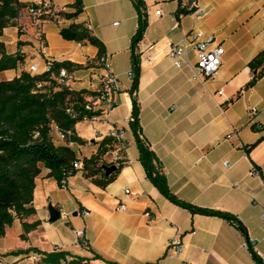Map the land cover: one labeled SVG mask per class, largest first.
Returning <instances> with one entry per match:
<instances>
[{
  "label": "crops",
  "instance_id": "obj_1",
  "mask_svg": "<svg viewBox=\"0 0 264 264\" xmlns=\"http://www.w3.org/2000/svg\"><path fill=\"white\" fill-rule=\"evenodd\" d=\"M19 1L51 3L71 14L76 0ZM142 1L148 26L137 48L140 81L135 94L129 78L132 39L139 27L135 0H82L83 14L60 23L50 17L37 22L23 9L17 24L2 31L0 59L5 53L19 54L23 60L15 69L0 72L1 81L14 79L33 64L42 74L48 62H68L69 88L96 94L101 75L98 49L60 35L73 23H87L105 46L120 92L105 120L84 130H78L83 122L77 124L75 130L85 143L69 146L79 160L90 158L112 129L125 131L127 145L121 154L123 168L104 188L83 171L61 188L42 167L32 205L36 213L16 219L0 239V258L7 264H43L41 255L33 262L34 250L63 251L92 264H257L236 224L172 203L148 179L131 127L133 98L140 109L142 137L155 153L171 193L196 208L234 216L264 263V77L242 91L253 78L249 63L264 50V0H198L203 13L187 14L179 22L173 20L177 1ZM10 29L14 39L8 36ZM193 31L214 36L225 50L219 74L205 86L191 80L188 68H175L170 56L171 46ZM192 59L195 62L194 55ZM253 108L257 114L250 116ZM62 142L57 145L67 144ZM118 150L105 160L113 163ZM255 168L260 176L253 175ZM121 204L125 211L119 209ZM50 207L61 212L56 222H51ZM85 212L90 215L85 217ZM23 223L37 224L26 239L21 237ZM77 229L84 230L83 243L77 242ZM176 235L183 252L171 258L167 248Z\"/></svg>",
  "mask_w": 264,
  "mask_h": 264
},
{
  "label": "trees",
  "instance_id": "obj_2",
  "mask_svg": "<svg viewBox=\"0 0 264 264\" xmlns=\"http://www.w3.org/2000/svg\"><path fill=\"white\" fill-rule=\"evenodd\" d=\"M29 5L19 0H0V35L5 28L11 25V20L17 18L23 9ZM139 13V27L132 39L133 79L132 94L138 90L140 81V57L137 53L139 42L147 29L148 22L142 0H135ZM75 11L71 14H62L64 19L77 20L84 12L82 0H76L72 6ZM178 13L188 14L179 5ZM52 16L42 15L41 19ZM66 41L82 45H91L98 49V56L105 54V46L97 38L87 23H73L60 31ZM1 53V52H0ZM98 57V58H99ZM23 58L19 54L8 56L3 53L0 59V72L15 69ZM49 71L42 74H32L23 69L19 76L12 80L0 81V239L4 238L7 229L12 227L16 219L34 215L33 208L36 179L42 172V167L50 171L49 176L61 186L62 180L73 171L75 161H81V171L93 182L106 187L117 177L124 166V161L117 164V170L106 177L105 166H113L105 160L107 155L115 152L119 147L117 140L106 137L98 143L96 152L90 158L79 160L76 152L69 146L70 143L83 145L85 142L78 136L75 128L83 122L86 116L94 115L86 109V104L95 102L97 94L87 91H74L60 86L57 77L62 69L69 70L72 64L68 62H48ZM249 68L253 78L242 91L255 86L264 77V50L250 63ZM242 91L239 93H242ZM72 111L69 114L68 111ZM140 109L136 98H133V112L131 127L135 135L140 161L147 173L148 179L172 203L189 210L192 213L204 214L223 218L237 225L246 236L249 250L257 264H264L261 257L255 252L249 241L245 226L234 216L213 210H203L179 200L168 186L166 177L161 172V166L149 144L143 139L139 122ZM53 125L59 131L71 135L66 138V145H55L52 139ZM38 134V136H35ZM117 154H122L118 150ZM37 224L23 223L24 234L35 229ZM42 256L43 264H92L90 260L70 256L63 251L51 253L34 250Z\"/></svg>",
  "mask_w": 264,
  "mask_h": 264
},
{
  "label": "built area",
  "instance_id": "obj_3",
  "mask_svg": "<svg viewBox=\"0 0 264 264\" xmlns=\"http://www.w3.org/2000/svg\"><path fill=\"white\" fill-rule=\"evenodd\" d=\"M179 3L181 8L186 10L188 14H193L200 16L203 13V9L199 6L198 0H188L185 4L184 0H175ZM29 14L37 22L41 20L42 15L50 14L54 21L60 23L63 21V12L59 7L53 6L51 3L43 4H31L27 7ZM158 15H161V11L157 12ZM185 15L184 13H178L173 16L175 22H179L181 18ZM195 57V62H193L192 57ZM225 55V50L222 45L216 42L214 36L207 35L203 32H190L184 34L182 40L171 46L170 56L173 60L175 68L182 69L188 68L191 73V80L193 82H200L204 86L206 82L214 79L220 72L223 57ZM150 59V58H147ZM98 65L101 69V75L98 78L99 88L97 91V96L95 102L87 103L86 109L90 112H93L94 115L86 116L83 118V122L88 123L89 126L95 125L97 122L105 120L106 116L111 112V110L116 106L115 97L120 92L119 80L115 75L109 58L106 54L98 58ZM27 70L32 74L39 73L38 64H33L28 66ZM50 70V66L46 65V71ZM135 77L134 72L129 73V78L133 80ZM57 80L62 87H70L71 77L69 72L65 69H62L57 77ZM220 94L222 92H219ZM69 114H72V111H68ZM257 114V109L253 108L249 115L255 116ZM260 127V126H259ZM56 135L59 139L66 141L67 136H70L71 133H64L58 130L56 127ZM35 136H38L36 134ZM96 137H101V135L96 132ZM109 138H114L119 144V148L122 151L127 149L125 142V131L112 129L108 135ZM123 155L115 154L113 163L118 164L123 161ZM225 167L229 168V163H224ZM82 165L81 161H75L73 164L74 170L81 171ZM73 171L69 172L68 175L62 180L61 188H66L67 182L70 177L73 176ZM253 175L260 176L259 170L256 168L252 171ZM126 193H129L126 190ZM119 209L121 211L126 210V205L121 204ZM89 212H85L84 216L88 217ZM264 218V214H263ZM75 237L77 242L83 243L85 240V233L83 229L75 230ZM248 247V242L245 244ZM183 252V242L179 235H176L171 239L167 248V256L171 258L179 257ZM33 262H38L40 257L38 254L32 256Z\"/></svg>",
  "mask_w": 264,
  "mask_h": 264
},
{
  "label": "rangeland",
  "instance_id": "obj_4",
  "mask_svg": "<svg viewBox=\"0 0 264 264\" xmlns=\"http://www.w3.org/2000/svg\"><path fill=\"white\" fill-rule=\"evenodd\" d=\"M16 18H14V19H12L10 22H11V25L9 26V27H13L15 24H17V21L15 20ZM8 27V28H9ZM15 31L14 30H12V29H10V31H9V33H8V36L10 37V39L12 38V39H14L15 38V33H14ZM18 34L19 35H22L23 34V32H22V27H19L18 28ZM22 43H18V45H21ZM1 80H3V78L0 76V81ZM71 82H72V80H71ZM88 126V123H86V122H83L79 127H78V130H84L86 127ZM90 132V131H89ZM51 135H52V139H53V142H54V144L55 145H57V144H60V143H63L62 141L63 140H61V139H59L58 137H57V135H56V129H55V126L53 125V127H52V132H51ZM77 155V154H76ZM40 261V260H39ZM35 263H37V262H35ZM0 264H7L4 260H3V258H0Z\"/></svg>",
  "mask_w": 264,
  "mask_h": 264
},
{
  "label": "water",
  "instance_id": "obj_5",
  "mask_svg": "<svg viewBox=\"0 0 264 264\" xmlns=\"http://www.w3.org/2000/svg\"><path fill=\"white\" fill-rule=\"evenodd\" d=\"M105 170V175L106 177H109L113 172H115L117 170V166L113 165V166H105L104 167ZM50 216H51V222H56L61 218V212L58 211L56 208L54 207H50Z\"/></svg>",
  "mask_w": 264,
  "mask_h": 264
}]
</instances>
